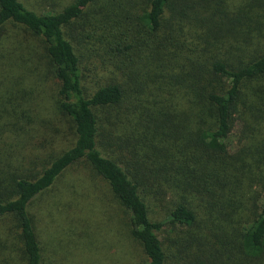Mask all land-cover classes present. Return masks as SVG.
Instances as JSON below:
<instances>
[{
	"label": "trees",
	"instance_id": "obj_1",
	"mask_svg": "<svg viewBox=\"0 0 264 264\" xmlns=\"http://www.w3.org/2000/svg\"><path fill=\"white\" fill-rule=\"evenodd\" d=\"M245 18L228 0H0V264H60L30 208L72 166L107 185L139 264H264V46L231 36ZM29 72L72 133L39 156Z\"/></svg>",
	"mask_w": 264,
	"mask_h": 264
},
{
	"label": "rangeland",
	"instance_id": "obj_2",
	"mask_svg": "<svg viewBox=\"0 0 264 264\" xmlns=\"http://www.w3.org/2000/svg\"><path fill=\"white\" fill-rule=\"evenodd\" d=\"M24 1L37 12L59 9L66 3V0H44L40 4L33 0ZM228 4L233 9L246 10L244 22L233 29L231 36L241 39L244 32L250 31L260 36V45L264 46V12L249 4L248 0H228ZM19 33L23 35L21 28L9 27L6 36L13 39L12 35ZM10 69V74L21 71L18 64ZM7 74L8 68L5 67L3 76ZM53 84L49 79L38 80L30 72L17 84L18 89H23L18 93V99L34 114V121L21 131L27 139L22 145L23 154L39 156V152L58 151L71 142L72 133L67 123L59 121L50 112L52 96L55 95ZM46 117L51 119L50 122L39 123ZM43 137L48 140L44 141ZM116 205L111 191L99 177L83 167L72 166L64 171L51 189L34 200L30 209L41 242L56 253L55 263H145L139 246L127 238L124 224L118 219L120 215Z\"/></svg>",
	"mask_w": 264,
	"mask_h": 264
}]
</instances>
